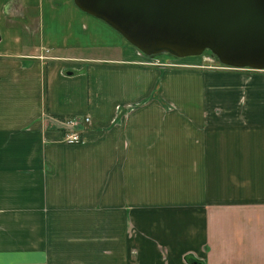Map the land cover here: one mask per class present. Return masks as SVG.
<instances>
[{"label": "crops", "instance_id": "crops-1", "mask_svg": "<svg viewBox=\"0 0 264 264\" xmlns=\"http://www.w3.org/2000/svg\"><path fill=\"white\" fill-rule=\"evenodd\" d=\"M160 59L0 0V264H264V70Z\"/></svg>", "mask_w": 264, "mask_h": 264}, {"label": "water", "instance_id": "water-1", "mask_svg": "<svg viewBox=\"0 0 264 264\" xmlns=\"http://www.w3.org/2000/svg\"><path fill=\"white\" fill-rule=\"evenodd\" d=\"M148 57L210 51L229 68L264 70V0H74Z\"/></svg>", "mask_w": 264, "mask_h": 264}, {"label": "built area", "instance_id": "built-area-1", "mask_svg": "<svg viewBox=\"0 0 264 264\" xmlns=\"http://www.w3.org/2000/svg\"><path fill=\"white\" fill-rule=\"evenodd\" d=\"M90 117L86 116L84 118L71 117L64 118L55 121L58 127L62 130L63 140L68 144H80L83 142L82 128L80 126L82 123L90 122Z\"/></svg>", "mask_w": 264, "mask_h": 264}, {"label": "rangeland", "instance_id": "rangeland-1", "mask_svg": "<svg viewBox=\"0 0 264 264\" xmlns=\"http://www.w3.org/2000/svg\"><path fill=\"white\" fill-rule=\"evenodd\" d=\"M156 57L161 58L162 60L167 59L165 61H156V62H152V63H156V64H160L162 63V65H166V67H180V65H183L182 62H179L177 60H182L185 58H177L168 54H162V55H157ZM156 57H151V58H156ZM200 57H203L205 59V62L203 63V67H212V68H221V67H226L224 64H222L217 57H215L209 50L204 52L202 55H200ZM187 58V57H186ZM160 59V60H161ZM173 59V60H172ZM252 70V69H251Z\"/></svg>", "mask_w": 264, "mask_h": 264}, {"label": "trees", "instance_id": "trees-1", "mask_svg": "<svg viewBox=\"0 0 264 264\" xmlns=\"http://www.w3.org/2000/svg\"><path fill=\"white\" fill-rule=\"evenodd\" d=\"M197 264H202L201 262L197 261Z\"/></svg>", "mask_w": 264, "mask_h": 264}]
</instances>
